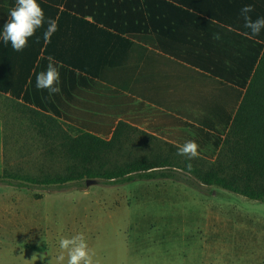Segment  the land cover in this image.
I'll return each mask as SVG.
<instances>
[{
  "label": "crops",
  "instance_id": "0c3cea01",
  "mask_svg": "<svg viewBox=\"0 0 264 264\" xmlns=\"http://www.w3.org/2000/svg\"><path fill=\"white\" fill-rule=\"evenodd\" d=\"M68 1L56 9L50 42L46 12L23 51L0 39L1 174L7 151L38 150L37 112L45 128L51 116L69 134L81 127L105 134L144 112L220 110V69L250 59L241 9L252 5L256 20L258 0ZM49 56L60 73L52 95L35 86Z\"/></svg>",
  "mask_w": 264,
  "mask_h": 264
},
{
  "label": "rangeland",
  "instance_id": "374dc122",
  "mask_svg": "<svg viewBox=\"0 0 264 264\" xmlns=\"http://www.w3.org/2000/svg\"><path fill=\"white\" fill-rule=\"evenodd\" d=\"M136 130L120 161L152 146ZM39 154L7 151L4 167L32 175L63 170L62 159ZM181 172L191 183L97 179L27 188L0 179V264H58L59 240L78 233L94 264H264V203Z\"/></svg>",
  "mask_w": 264,
  "mask_h": 264
},
{
  "label": "trees",
  "instance_id": "16d2710c",
  "mask_svg": "<svg viewBox=\"0 0 264 264\" xmlns=\"http://www.w3.org/2000/svg\"><path fill=\"white\" fill-rule=\"evenodd\" d=\"M2 1L5 7L0 9V24L16 4V0ZM64 1L38 0V3L48 18H54L57 7ZM261 17L264 0H258L257 18ZM249 42L251 45L246 48L249 60L228 64L227 71L220 69V110L144 112L139 118L129 116L105 134L84 127L69 134L51 116L45 117L48 120L45 128L40 124L44 117H38L43 114L36 111L38 116L31 120L40 136L39 142L33 144L40 151L38 157L62 159L63 170L32 175L14 173L4 167L0 179L27 188L97 179L111 184L160 179L189 184L190 178L181 172L184 171L204 185L264 203V29L249 38ZM143 123L146 126L142 129L139 124ZM134 128H141L142 131H136L152 146L146 153L120 161L121 153L131 149L129 133ZM189 140L199 145V156L195 159L209 163L189 161L177 154L178 148ZM189 163L191 169L187 167Z\"/></svg>",
  "mask_w": 264,
  "mask_h": 264
},
{
  "label": "clouds",
  "instance_id": "9594fccd",
  "mask_svg": "<svg viewBox=\"0 0 264 264\" xmlns=\"http://www.w3.org/2000/svg\"><path fill=\"white\" fill-rule=\"evenodd\" d=\"M254 11L252 5H245L241 9V15L245 20V27L250 30V38L260 34L264 29V17L252 20L249 13ZM47 29L44 32L45 42H50L52 35L58 31L56 19H47ZM45 23V13L38 3V0H16V4L9 10L8 21L0 32V39L5 45L10 43L12 49L16 52L23 51L28 46V41L33 37L38 29ZM245 35H249L245 33ZM219 39V35L214 36ZM48 64L44 71L36 75L35 86L37 90H47L49 95L60 92L59 82L60 73L53 57L49 56ZM178 155L186 157L189 161L198 158L199 145L194 140L186 141L178 148ZM192 168L191 163L187 165ZM87 195V193H84ZM60 254L57 257L58 264H63L65 254L67 264H94L93 253L90 250L83 233H78L70 238L62 237L59 240Z\"/></svg>",
  "mask_w": 264,
  "mask_h": 264
}]
</instances>
